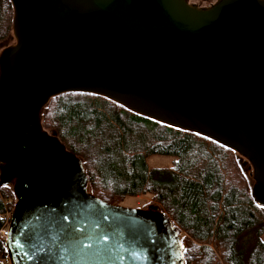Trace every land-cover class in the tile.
Listing matches in <instances>:
<instances>
[{
    "label": "water",
    "instance_id": "obj_1",
    "mask_svg": "<svg viewBox=\"0 0 264 264\" xmlns=\"http://www.w3.org/2000/svg\"><path fill=\"white\" fill-rule=\"evenodd\" d=\"M0 53V187L15 204L8 264H183L170 220L86 191L79 159L42 130L65 93L205 138L248 163L264 209V0H8Z\"/></svg>",
    "mask_w": 264,
    "mask_h": 264
},
{
    "label": "trees",
    "instance_id": "obj_2",
    "mask_svg": "<svg viewBox=\"0 0 264 264\" xmlns=\"http://www.w3.org/2000/svg\"><path fill=\"white\" fill-rule=\"evenodd\" d=\"M88 95L65 93L50 98L48 102L55 106L57 130H51L55 134L46 132L47 123L40 124L79 159L89 194L112 205L126 197L151 198L170 217L178 235H188V249L184 252L181 247L183 264H264V220L255 217L259 206L245 178L241 192L237 185L224 182L225 156L218 155L217 147L225 148L203 138L212 147L207 150L196 135L112 109L105 99ZM75 144L84 151L82 161ZM150 156L175 160L169 169H148L145 160ZM5 203L12 204L0 196V229ZM4 250L0 244L5 261Z\"/></svg>",
    "mask_w": 264,
    "mask_h": 264
},
{
    "label": "rangeland",
    "instance_id": "obj_3",
    "mask_svg": "<svg viewBox=\"0 0 264 264\" xmlns=\"http://www.w3.org/2000/svg\"><path fill=\"white\" fill-rule=\"evenodd\" d=\"M218 1L219 0H210V3L213 6ZM210 7H207L206 9H208ZM12 17H13V12H12V8L10 6L9 1L8 0H0V53L6 47H9V46L14 44V39H13V36L11 33ZM82 95H88V94H82ZM88 96L93 97V95H88ZM106 101H108V100H106ZM108 102L111 105L112 109L123 110L121 107L114 104L113 102H111V101H108ZM54 108H55L54 104L52 105L51 102H48V103H46V105L43 106V108L40 110V113H39L40 122H45L49 125V129H47L46 132L50 135L55 134L54 132L52 133V131H51L52 129H53V131L57 130V128H56L57 124L54 120L56 118ZM123 111H125V110H123ZM125 112L132 115L131 113H129L127 111H125ZM53 121H54V123H53ZM105 135H107V132L105 133ZM196 137L199 138L198 139L199 141H197L198 143L202 142V141L204 142L206 140V139L202 140L203 138L199 137V136H196ZM200 140H202V141H200ZM207 141L204 142V147H205V149L208 150V149H211L212 147L209 146L210 141L209 142H207ZM70 143H72L71 140L69 142H67V145L69 146ZM75 145L77 148L78 156H79L80 160L82 161V158L85 159L84 158L85 157L84 151L80 148V145H77V144H75ZM217 148L219 149L218 155H220V152H221L222 155L225 156L224 157L225 163L223 162L224 165L221 164L222 165L221 169L224 171V178H225L224 182L229 183L230 185H234V184L237 185L239 187L238 191L241 192V191H243V185L245 184V182H243V178H245V180L247 181L246 184L249 183V186L251 188L253 182H252V179L250 177L251 171L248 168L249 167L248 163H245L244 160L239 158V156L232 151H228L226 149H222L219 147H217ZM215 159L217 160L218 158L216 157ZM174 160L175 159L172 157L150 156V157L146 158L145 162H146V166L148 169H153V168H167V169H169L170 167H172ZM224 166H225V169H224ZM84 168L86 170H88V167L86 166L85 163H84ZM245 168H246V172H243V170H245ZM0 196L6 197L7 199L9 198V201H11V203H12L11 206L9 205V207L5 203V212L3 214L4 219H5L4 224H3L4 227L0 229V242H1L0 244L4 250L5 249L4 248V240L1 238V235H2L1 232L7 230L10 214H11L13 207H14V204H15V198H14V195L12 193V183L0 187ZM118 206L122 207V208H127V209L156 210V211L160 212V209L158 208L157 204L148 196H139L138 195L136 197H126L118 204ZM260 214H262V216H264V212L261 210V208L258 207V210L255 212V217H256L258 222H259V220H264V217L260 218V216H261ZM173 229H174V227H173ZM174 230L176 231V229H174ZM176 235L179 239L180 246L183 247V249L185 248V250H184V252H185L188 249L187 242H186L188 239V237H186V236H188V235L185 236V234H182L181 232L178 235L177 231H176ZM183 240H184V243L182 242ZM208 246L210 248H212L211 244H209ZM213 252L215 255V250H213ZM187 253L189 254V256L192 255L191 250H188ZM4 254H5V250H4ZM5 257H6V254H5ZM3 263L8 264L7 258L4 261L3 258L1 257V254H0V264H3Z\"/></svg>",
    "mask_w": 264,
    "mask_h": 264
},
{
    "label": "flooded vegetation",
    "instance_id": "obj_4",
    "mask_svg": "<svg viewBox=\"0 0 264 264\" xmlns=\"http://www.w3.org/2000/svg\"><path fill=\"white\" fill-rule=\"evenodd\" d=\"M186 5H188V6H190V7H193V8H195V9H199V10H203V9H206L207 7L212 6V4L210 3V1L207 2L206 4H203V5H200V6H198V5H194V4H192V3H188V4H186ZM248 187L250 188L249 183H248ZM165 217H167V218L170 220V222H171V224H172V226H173V223H172V220L170 219V217H169L168 215H165ZM175 227H176V226H175Z\"/></svg>",
    "mask_w": 264,
    "mask_h": 264
},
{
    "label": "built area",
    "instance_id": "obj_5",
    "mask_svg": "<svg viewBox=\"0 0 264 264\" xmlns=\"http://www.w3.org/2000/svg\"><path fill=\"white\" fill-rule=\"evenodd\" d=\"M1 233H2L1 238H2L3 240H5L6 237H7V230H6V231H2Z\"/></svg>",
    "mask_w": 264,
    "mask_h": 264
}]
</instances>
